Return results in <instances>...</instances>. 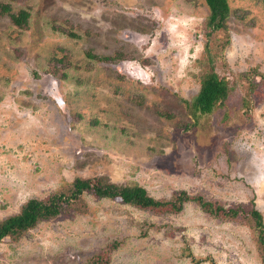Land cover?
Wrapping results in <instances>:
<instances>
[{
  "label": "rangeland",
  "instance_id": "rangeland-1",
  "mask_svg": "<svg viewBox=\"0 0 264 264\" xmlns=\"http://www.w3.org/2000/svg\"><path fill=\"white\" fill-rule=\"evenodd\" d=\"M0 2L28 12H0V220L89 177L254 206L264 228V0H227L220 29L205 0ZM211 68L227 95L194 115ZM0 264L263 263L247 215L84 193L0 240Z\"/></svg>",
  "mask_w": 264,
  "mask_h": 264
},
{
  "label": "trees",
  "instance_id": "trees-1",
  "mask_svg": "<svg viewBox=\"0 0 264 264\" xmlns=\"http://www.w3.org/2000/svg\"><path fill=\"white\" fill-rule=\"evenodd\" d=\"M209 10L207 24L212 28H223L229 14L227 0H205ZM8 4L0 2V12H9ZM14 24L21 26L28 18L26 10L17 13H10ZM227 83L220 78L213 68L205 72L200 80L198 93L192 100L190 107L192 113H209L219 101L227 95ZM84 193H91L96 197L120 198L122 203H127L141 208H151L169 205L179 210L183 201L192 199L206 211L220 213L226 217L236 218L239 214L247 215L254 221V228L258 231V241L260 243L261 261L264 264V228L262 215L254 206L247 210L239 207L225 208L221 205H214L212 202L204 200L201 196L190 197L183 191L175 197L173 201H162L155 199L147 193V190L137 184L120 185L113 182L103 181L101 178H80L76 177L65 188L47 195L44 198H30L26 200L20 210L2 220H0V240L4 238L17 239L24 232L33 228L37 223L51 219L62 212H67L73 208L74 203ZM97 262H100L97 261ZM104 263V262H103Z\"/></svg>",
  "mask_w": 264,
  "mask_h": 264
}]
</instances>
